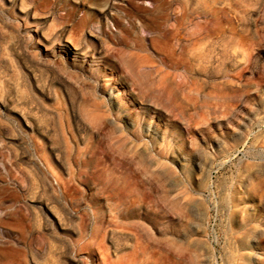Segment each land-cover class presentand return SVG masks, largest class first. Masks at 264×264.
Instances as JSON below:
<instances>
[{
  "label": "rangeland",
  "instance_id": "rangeland-1",
  "mask_svg": "<svg viewBox=\"0 0 264 264\" xmlns=\"http://www.w3.org/2000/svg\"><path fill=\"white\" fill-rule=\"evenodd\" d=\"M0 264H264V0H0Z\"/></svg>",
  "mask_w": 264,
  "mask_h": 264
},
{
  "label": "bare ground",
  "instance_id": "bare-ground-1",
  "mask_svg": "<svg viewBox=\"0 0 264 264\" xmlns=\"http://www.w3.org/2000/svg\"><path fill=\"white\" fill-rule=\"evenodd\" d=\"M95 38H96V37H95ZM67 43H69V45L67 44V48L70 50V45H71V44H70V42H68V41H67ZM77 43H78V42H77ZM79 44H80V43H79ZM79 44L72 45L73 48H71V50L73 49V51L75 52V54H77V53H78L79 51H81V49H82V46H80ZM81 45H82V44H81ZM84 48H85V47H84ZM84 48H83V49H84ZM86 48H87V47H86ZM86 48H85V49H86ZM89 48H90V47H89ZM83 49H82V51H84ZM87 50H89V49L87 48ZM92 51H93V50H92ZM94 51H95V50H94ZM94 51H93V52H94ZM96 51H97V50H96ZM85 54H86V51L83 52V56H85ZM95 55H96V54H95ZM127 62H128V61H127ZM127 64H128V63H127ZM243 125H245V123H244ZM237 131L239 132L240 129H237ZM48 164H49V163H48ZM48 164H47V165H48ZM44 165H45V164H44ZM49 166H50V165H49Z\"/></svg>",
  "mask_w": 264,
  "mask_h": 264
}]
</instances>
